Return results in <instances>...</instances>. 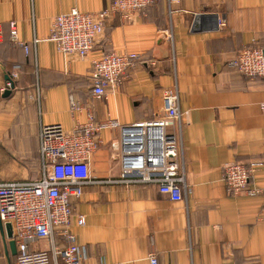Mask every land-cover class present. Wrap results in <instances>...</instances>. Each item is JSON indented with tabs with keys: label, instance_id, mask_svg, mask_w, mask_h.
Instances as JSON below:
<instances>
[{
	"label": "crops",
	"instance_id": "0c3cea01",
	"mask_svg": "<svg viewBox=\"0 0 264 264\" xmlns=\"http://www.w3.org/2000/svg\"><path fill=\"white\" fill-rule=\"evenodd\" d=\"M109 7V0H0V182L40 179L41 125L72 133L91 115L94 125L152 119L163 112V91L176 85L188 115L183 141L189 193L175 202L156 185L84 186L83 196L72 200L70 225L87 251L84 264H150L152 253L159 264H264V196L229 195L223 171L235 161H264V78L251 80L229 64L253 43L264 48V0H155L132 22L113 15L83 60L63 55L49 40L58 15ZM170 21L174 47L165 33ZM12 22L27 50L12 41ZM112 52L142 59L118 88L108 87L96 99L93 62ZM16 66L14 87L2 92ZM119 135L118 129L99 132L101 143L89 160L94 181L120 176ZM251 186L264 188V167ZM10 241L0 225V264L17 263ZM32 248L47 246L35 242Z\"/></svg>",
	"mask_w": 264,
	"mask_h": 264
},
{
	"label": "built area",
	"instance_id": "2783aa9c",
	"mask_svg": "<svg viewBox=\"0 0 264 264\" xmlns=\"http://www.w3.org/2000/svg\"><path fill=\"white\" fill-rule=\"evenodd\" d=\"M109 9L85 13L72 9L55 17L51 24L49 40L57 50L70 58L86 59L103 38L108 20L120 15L125 22L144 12L155 0H109ZM178 0H169L176 3ZM172 13V11H171ZM220 26H225L220 21ZM11 39L27 46L19 39L16 22L10 23ZM173 24L170 21L165 33L174 47ZM4 32L0 24V43ZM35 42H38L37 40ZM139 54L103 55L93 62V96L103 99L108 87L118 88L130 70L140 63ZM230 66L243 76L254 80L264 78V48L257 43L245 47ZM151 65H155L153 61ZM10 75L2 92L14 87L20 68ZM163 112L152 119L121 125L108 120L94 125L92 115L86 125H77L67 133L61 125H41L39 153L41 177L32 182H0V220L11 224L13 240L17 245L16 264H84L87 251L79 246L70 232L72 200L83 196L89 184L156 185L161 194L172 201H181L189 193L188 174L185 167L183 121L188 117L180 109L179 89L175 85L162 94ZM74 110L79 109L72 103ZM264 111V103L261 105ZM175 127V130L171 128ZM118 129L120 176L107 181H94L91 177L90 157L100 145L97 136L102 129ZM264 167V161H235L224 166V181L229 195L264 196V188L252 187L254 173ZM78 224L85 225L79 217ZM60 237V243L57 237ZM35 242H44L47 249H33ZM148 261L159 264L152 253ZM227 264V263H224ZM246 264H261L252 261Z\"/></svg>",
	"mask_w": 264,
	"mask_h": 264
},
{
	"label": "water",
	"instance_id": "95a60500",
	"mask_svg": "<svg viewBox=\"0 0 264 264\" xmlns=\"http://www.w3.org/2000/svg\"><path fill=\"white\" fill-rule=\"evenodd\" d=\"M8 81H10V77L8 78ZM10 93H11V91L8 90L5 93V95L8 96ZM0 225H1L2 230H3V224L1 222V220H0ZM5 231H6L7 238L11 240L9 242V247H10L11 253H12L13 256H16L17 255V245H16L15 241L13 240V229H12V225L11 224L5 225Z\"/></svg>",
	"mask_w": 264,
	"mask_h": 264
}]
</instances>
